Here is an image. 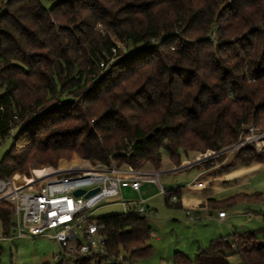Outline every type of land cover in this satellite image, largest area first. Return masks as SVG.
Here are the masks:
<instances>
[{
  "label": "trees",
  "instance_id": "trees-1",
  "mask_svg": "<svg viewBox=\"0 0 264 264\" xmlns=\"http://www.w3.org/2000/svg\"><path fill=\"white\" fill-rule=\"evenodd\" d=\"M0 3V141H11L0 179L32 180V163L57 168L74 156L158 170L164 154L180 166L189 153H219L251 128L264 132V0ZM110 36L126 55L114 58ZM235 159L263 162L264 151L245 147ZM262 198L240 194L227 204ZM13 213L0 203L6 236L15 233ZM95 221L104 226L108 256H149L147 219ZM232 256L264 264V227L212 241L197 263L230 264ZM175 264L192 261L177 252Z\"/></svg>",
  "mask_w": 264,
  "mask_h": 264
},
{
  "label": "rangeland",
  "instance_id": "rangeland-1",
  "mask_svg": "<svg viewBox=\"0 0 264 264\" xmlns=\"http://www.w3.org/2000/svg\"><path fill=\"white\" fill-rule=\"evenodd\" d=\"M1 5L0 3V8ZM45 5L49 6L48 3H45ZM97 28L103 35H106L101 25ZM110 37L115 43V47H118L114 58L118 59L122 54L126 55L128 53L127 47L119 43L114 37ZM254 132V134L249 132L248 135L242 137L239 141L242 144L238 142L234 145L235 147L232 146L234 147L233 150L230 147L222 150L221 154L213 155L215 153L208 152L203 155L206 157V165L208 166H210L211 161H218L219 163L224 161L228 163L219 168L215 173L204 176L199 180H197V168L183 172H174L175 169H179L187 163H192L195 158L199 157L198 155L189 153V157H183L185 161L180 166H175L170 161L168 155L164 154L160 169L156 170L147 165L140 171L160 172L159 182L167 192V196L159 195L158 185L145 183L140 195L125 189L122 192V199L108 200L107 204L96 211L93 217L95 219H104L123 214V208L119 204H115L121 200H147V205L157 211V217L147 220L152 229L151 237L147 241V245L151 247V252L147 257L135 259H132L131 255L127 252L121 251V253L128 259H131V264H175V254L177 252L190 259L192 264H198L197 255L207 249L212 241L221 237L230 239L231 235L235 232L260 230L264 227V161L244 165L235 159L239 150L245 147H254L258 153L264 151V137L256 138L264 132ZM10 143L11 141L0 143V161L9 149ZM238 144L242 146H238ZM76 160L79 161L78 165ZM60 163L54 169L62 168L63 165L69 168L67 164L83 169H92L98 165V163L92 164L77 156H74L71 161L62 160ZM63 173L68 172L57 174ZM196 180V184L202 183L204 185L203 189H198L197 187L188 188ZM240 194L251 197L262 195L263 198L261 201L252 199L251 202L241 201L235 205L227 204V201ZM171 196L177 197L183 203L181 208L177 209L165 204L166 197ZM199 198L202 200L211 198L216 200L227 214V218L220 221L218 217L220 211H211L208 208H204L200 213V221L188 222L185 212L189 210L192 214H195V211L200 208L195 204ZM188 201L190 203L186 204ZM249 215H251L250 219ZM13 233L14 228L11 230L12 236ZM2 236L3 228L0 222L1 264H57L54 258L60 253V247L51 239L47 237L31 238L25 236L22 238L11 237V239L1 241ZM229 263L239 264L240 261L237 256H232L229 258Z\"/></svg>",
  "mask_w": 264,
  "mask_h": 264
},
{
  "label": "built area",
  "instance_id": "built-area-1",
  "mask_svg": "<svg viewBox=\"0 0 264 264\" xmlns=\"http://www.w3.org/2000/svg\"><path fill=\"white\" fill-rule=\"evenodd\" d=\"M117 48L112 49L113 54L117 53ZM249 132L255 133L252 128ZM261 137L264 133L256 138ZM160 174L117 167L112 161L109 166L98 164L92 169L76 168L73 172L49 176L40 182L30 180L23 187L12 178L0 179V200L13 207L17 237H47L56 242L60 247V253L54 258L57 264H67L77 257L94 264H130L122 253L108 256L104 226L95 221L93 215L108 200L122 199L123 189L139 192L143 182L157 181ZM192 185L203 187L196 181ZM97 188L96 194L85 198V194ZM158 188L159 193L166 196L164 188L161 185ZM79 190L84 194L77 197L75 193ZM177 202V197L169 198L170 204ZM115 204L123 208L124 218L132 213L147 220L157 216L154 209L145 206L144 200H121ZM218 217L224 219L226 213L220 211ZM186 218L189 222L200 221V216L190 211H186Z\"/></svg>",
  "mask_w": 264,
  "mask_h": 264
},
{
  "label": "crops",
  "instance_id": "crops-1",
  "mask_svg": "<svg viewBox=\"0 0 264 264\" xmlns=\"http://www.w3.org/2000/svg\"><path fill=\"white\" fill-rule=\"evenodd\" d=\"M221 153L222 152H219V153H215L213 155H217V154H221ZM227 163L228 162L225 163L224 161H222L220 163L218 161H215V162H212L211 161L210 166H208V165H206V157H204L203 155H201L198 158H195L192 163H187L184 166H181L179 169H175L174 172H183V171H186V170H189V169L197 168L198 169V179L197 180H199V179H201L204 176L210 175L211 173H215L219 168H222ZM67 165H68L69 168H66L67 166L63 165L62 168L54 169V168H51V167H49V168H42V167L37 166L35 163H32L30 165V172H31V174H32V176L34 178L33 180L34 181H37V182H40V181L44 180L45 178H47L49 176H53V175H55L57 173H61V172H68V173H70V172L75 171L76 167L70 166V164H67ZM12 179L17 184H19L20 187H23V186H25V184H27L28 182H30V181L26 180L23 176H21L19 174L14 175L12 177ZM197 180H196V182H197ZM156 182H157V184H156ZM145 183H150V184H154V185L155 184L156 185H160V182H159V179H158L157 181L155 180V181L143 182L139 192H135V191H133V190H131L129 188H126V190H129V191H131L134 194L140 195L141 194L142 187H143V184H145ZM190 187H192V188L197 187L198 189H203L204 188V185L201 188H199L198 186H195V185H192ZM190 187H188V188H190ZM124 190L125 189H123L122 192ZM159 195H161V194L159 193ZM141 200H143V199H141ZM144 201H145V206L151 208L150 206L147 205V202L148 201L147 200H144ZM132 202H138V201H132ZM0 203H1V200H0ZM189 203H190V201H188L186 204H189ZM165 204H166V201H165ZM182 204L183 203L181 201H179V199H178V202L176 204H174L172 207L179 209V208H181V205ZM195 204H196V206H199L200 207L199 210L195 211V214H197L199 216H200V213H201L202 209H204V208H208L211 211L212 210H218V212L219 211H223V209H220V207L217 205V201L214 200L213 198H211V199H203V200L199 198ZM186 206H188V205H186ZM169 207H171V206H169ZM151 209H153V208H151ZM154 210L156 211V209H154ZM187 211H189V210H187ZM185 214H186V212H185ZM248 217L250 219L251 215H249ZM226 218H227V214H226V217L224 219H220L219 218V220L222 221V220H225ZM13 222H14V220H13ZM191 223H193V222H191ZM11 237L16 238L17 237L16 236V233H13V236L11 234L9 236H6V235H4V232H3V236L1 238V241H5L6 239H11Z\"/></svg>",
  "mask_w": 264,
  "mask_h": 264
},
{
  "label": "water",
  "instance_id": "water-1",
  "mask_svg": "<svg viewBox=\"0 0 264 264\" xmlns=\"http://www.w3.org/2000/svg\"><path fill=\"white\" fill-rule=\"evenodd\" d=\"M98 191H99V189L97 188V189H94V190L88 192L87 194H85V198L91 197L92 195L96 194ZM83 194H84V191L83 190H79V191H77L75 193V196L79 197V196H81Z\"/></svg>",
  "mask_w": 264,
  "mask_h": 264
}]
</instances>
